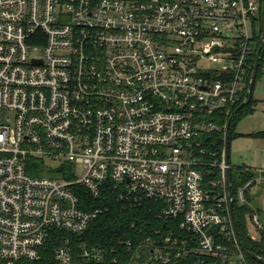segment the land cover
I'll return each instance as SVG.
<instances>
[{
	"label": "built area",
	"instance_id": "obj_1",
	"mask_svg": "<svg viewBox=\"0 0 264 264\" xmlns=\"http://www.w3.org/2000/svg\"><path fill=\"white\" fill-rule=\"evenodd\" d=\"M263 11L264 0H0V264L46 253L53 264H248L210 136L252 97ZM78 189L150 203L165 225L109 260L83 248L77 263L68 234L104 212ZM251 218L263 231L257 209Z\"/></svg>",
	"mask_w": 264,
	"mask_h": 264
},
{
	"label": "trees",
	"instance_id": "obj_2",
	"mask_svg": "<svg viewBox=\"0 0 264 264\" xmlns=\"http://www.w3.org/2000/svg\"><path fill=\"white\" fill-rule=\"evenodd\" d=\"M263 61L260 63L257 78L260 74ZM253 103V97H251L250 102L244 106L231 121L230 141L235 136L233 131L235 122L241 116L253 111ZM253 136L264 138V131L253 134ZM210 139L213 141L211 148L213 152L217 153L215 159L220 163L225 149V133L224 131L213 133L211 134ZM205 172L209 178H218L220 176L218 169L214 172H208V168H206ZM256 178L257 175L255 172L246 171L242 166H237L232 170V182L234 185L233 196L235 198L234 214L241 240L247 251L263 259L262 262H259L246 256L248 264H264V230L260 232V238L258 240L249 235L247 229V217H251L253 214L252 207L256 209L258 208L251 204L250 200H248L249 204H240L237 194L240 188L244 187L252 180L255 182ZM247 191L248 190H246V192ZM78 192L83 199L87 198L93 207L103 208L104 212L91 222L85 231L75 235L68 234L72 243V253L75 262L77 263L86 261L81 255L83 248H87L89 251L95 249L102 251L106 260H109L124 251L126 241L140 239L142 235L150 233L152 229L163 227L165 225L164 222L156 220V211H150V203L142 204L137 207H128L115 200L114 195L110 190L106 192L105 198L98 201L90 199L88 193L84 189H78ZM112 250L115 251L112 252ZM38 264H53L51 255L46 253L44 260Z\"/></svg>",
	"mask_w": 264,
	"mask_h": 264
},
{
	"label": "rangeland",
	"instance_id": "obj_3",
	"mask_svg": "<svg viewBox=\"0 0 264 264\" xmlns=\"http://www.w3.org/2000/svg\"><path fill=\"white\" fill-rule=\"evenodd\" d=\"M252 97L254 101L253 111L238 118L233 126L235 136L230 141V162L232 170L237 166H242L246 171L255 172L257 175L255 182L252 180L242 188L249 184L246 192L247 197L245 193L246 201L250 200V203L259 209L261 219L264 222V138L253 136V134L264 131V61L260 74L255 81ZM230 120L231 118L226 124ZM226 131L227 126L224 132L225 136ZM46 163L51 167L59 164V162L51 160H47ZM81 174L82 170L78 168L77 175L80 176ZM247 229L252 238L256 240L260 238V232L250 216L247 217Z\"/></svg>",
	"mask_w": 264,
	"mask_h": 264
},
{
	"label": "water",
	"instance_id": "obj_4",
	"mask_svg": "<svg viewBox=\"0 0 264 264\" xmlns=\"http://www.w3.org/2000/svg\"><path fill=\"white\" fill-rule=\"evenodd\" d=\"M263 24H262V31H263V37H264V11H263ZM258 69H259V58L257 59V62L254 66V70H253V73H252V77H251V82H250V92H251V96H252V93H253V89H254V84H255V81H256V78H257V74H258ZM251 100V97L249 99V102ZM249 102H247L246 104H244L243 106H246ZM242 106V107H243ZM242 107L239 108V110L242 109ZM231 121L232 119L229 121V123L227 124V131H226V136H225V163H226V166H227V170H226V175H227V183H228V186L229 188L232 190L233 188V183H232V166H231V162H230V124H231ZM231 211H232V224H233V228H234V232H235V237H236V241L238 243V245L241 247V249L244 251V253L259 261V262H262L263 259L258 257V256H255L253 255L252 253H250L249 251L246 250L242 240H241V236H240V232H239V229H238V225H237V221H236V218H235V214H234V203L232 202L231 204Z\"/></svg>",
	"mask_w": 264,
	"mask_h": 264
},
{
	"label": "bare ground",
	"instance_id": "obj_5",
	"mask_svg": "<svg viewBox=\"0 0 264 264\" xmlns=\"http://www.w3.org/2000/svg\"><path fill=\"white\" fill-rule=\"evenodd\" d=\"M233 120V119H232ZM229 123V122H228Z\"/></svg>",
	"mask_w": 264,
	"mask_h": 264
}]
</instances>
